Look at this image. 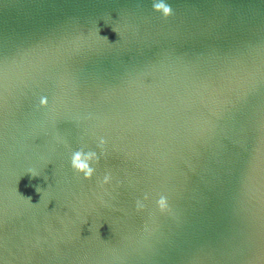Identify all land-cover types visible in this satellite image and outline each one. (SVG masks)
Segmentation results:
<instances>
[{
    "label": "water",
    "instance_id": "obj_1",
    "mask_svg": "<svg viewBox=\"0 0 264 264\" xmlns=\"http://www.w3.org/2000/svg\"><path fill=\"white\" fill-rule=\"evenodd\" d=\"M0 264H264V0H0Z\"/></svg>",
    "mask_w": 264,
    "mask_h": 264
},
{
    "label": "clouds",
    "instance_id": "obj_2",
    "mask_svg": "<svg viewBox=\"0 0 264 264\" xmlns=\"http://www.w3.org/2000/svg\"><path fill=\"white\" fill-rule=\"evenodd\" d=\"M153 7L155 11L162 13L166 18L172 15L171 7L165 3H155ZM42 104L46 106V100L42 101ZM103 144L104 141L101 140V145ZM94 159H97L94 152L86 154L83 151H76L72 154L71 166L77 173L83 174L85 179L91 180L94 176V169L90 166V164ZM105 182H107V178Z\"/></svg>",
    "mask_w": 264,
    "mask_h": 264
}]
</instances>
